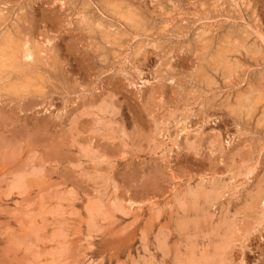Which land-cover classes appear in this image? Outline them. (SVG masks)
I'll return each mask as SVG.
<instances>
[{"label":"rangeland","instance_id":"374dc122","mask_svg":"<svg viewBox=\"0 0 264 264\" xmlns=\"http://www.w3.org/2000/svg\"><path fill=\"white\" fill-rule=\"evenodd\" d=\"M0 33L35 51L0 68V264H264V0H0Z\"/></svg>","mask_w":264,"mask_h":264},{"label":"bare ground","instance_id":"6f19581e","mask_svg":"<svg viewBox=\"0 0 264 264\" xmlns=\"http://www.w3.org/2000/svg\"><path fill=\"white\" fill-rule=\"evenodd\" d=\"M56 2H57V1H56ZM60 3H61V2H60ZM62 3H63V2H62ZM56 4H57V3H56ZM58 4H59V3H58ZM244 5H245V3H244ZM111 7H112V6H111ZM121 8H122V7H121ZM124 8H125V7H124ZM4 9H5V8H4ZM129 9H130V8H129ZM106 10H107V9H106ZM108 10H109V9H108ZM110 10H112V9H110ZM119 10H120V8H119ZM122 10H123V9H122ZM2 11H4V10H2ZM6 11H7V10H6ZM78 13H80V12H78ZM121 13H122V12H121ZM1 14L3 15V12H2ZM102 14H103V12H102ZM106 14H107V12H106ZM118 14H119V13H118ZM4 15H6V14H4ZM80 15H81V14H79V16H80ZM84 15H85V14L83 13V15H81V16H84ZM104 15H105V14H104ZM114 15H115V14H114ZM76 16H77V14H76ZM133 16H134V15H133ZM105 17H106V16H105ZM107 17H108V16H107ZM130 17H131V16H130ZM135 17H136V16H135ZM137 17H138V16H137ZM137 17H136V18H137ZM4 18H5V17H4ZM16 18H17V17H16ZM80 18H81V17H80ZM80 18H79V19H80ZM201 18H202V17H201ZM82 19H83V18H82ZM85 19H86V18H85ZM85 19H84V20H85ZM127 19H128V21H129V20L131 21V19H130L129 17H128ZM202 19H203V18H202ZM207 19H208V18H207ZM18 20H19V19H18ZM86 20H87V19H86ZM86 20H85V21H86ZM1 21H2V19H1ZM5 21H6V20H5ZM87 21H88V20H87ZM91 21H92V20H90V22H91ZM101 21H102V20H101ZM104 21H105V20H104ZM122 21H123V20H122ZM125 21H126V20H125ZM14 22H15V21H14ZM79 22H80V20H79ZM96 22H97V21H96ZM99 22H100V21H99ZM126 22H127V21H126ZM126 22H125V24H126ZM82 23H83V22H82ZM82 23H81V25H82ZM88 23H89V22H88ZM103 23H104V22H103ZM138 23H139V21H138ZM2 24H3V23H2ZM84 24H85V23H84ZM93 24H94V23H92V26H93ZM121 24H122V23H121ZM123 24H124V23H123ZM127 24H129V22H128ZM127 24H126V25H127ZM134 24H136V23H134ZM139 24H140V23H139ZM139 24H138V27L140 26ZM4 25H5V23H4ZM15 25H17V24H15ZM15 25H14V27H15ZM79 25H80V24H79ZM85 25H87V23H86ZM85 25H84V26H85ZM88 25H89V24H88ZM90 25H91V24H90ZM101 25H102V24H101ZM104 25H105V23H104ZM11 26H12V25H11ZM84 26H83V27H84ZM96 26H97V25H96ZM106 26H107V24H106ZM106 26H105V27H106ZM111 26L113 27V25H111ZM127 26H129V25H127ZM132 26H133V25H132ZM132 26H131V28H132ZM166 26H168V25H166ZM16 27H17V26H16ZM86 27H87V26H86ZM133 27H134V26H133ZM9 28H11V27H9ZM9 28H8V29H9ZM87 28H88V27H87ZM87 28H86V29H87ZM99 28H100V27H99ZM101 28H102V26H101ZM106 28L109 29L110 27H106ZM106 28H105V31H106ZM135 28H136V26H135ZM14 29L16 30V28H14ZM133 29H134V28H133ZM140 29H141V28H140ZM142 29H143V28H142ZM89 30H91V29H89ZM93 30H94V29H93ZM102 30H103V28H102ZM109 30H110V29H109ZM113 30H114V29H113ZM137 30H138V28H137ZM17 31H18V30H17ZM107 31H108V30H107ZM245 31H246V28H245ZM1 32H2V31H1ZM8 32H9V30H8ZM97 33H98V32H97ZM105 33H106V32H105ZM110 33H111V32H110ZM0 34H1V33H0ZM3 34H4V33H3ZM14 34H15V33H14ZM112 34H113V33H112ZM231 34H232V33H231ZM244 34H245V33H244ZM10 35H11V31H10ZM12 35H13V34H12ZM203 35H204V34H203ZM6 36H7V35H6ZM15 36H16V35H15ZM15 36H14V37H15ZM132 36H133V35H132ZM197 36H198V34H197ZM199 36H200V35H199ZM215 36H216V35H215ZM229 36H230V35H229ZM3 37H4V36H3ZM14 37H13V38H14ZM19 37H20V36H19ZM105 37H106V36H105ZM114 37H115V36H114ZM114 37H113V38H114ZM15 38H16V37H15ZM113 38H112V39H113ZM1 39H2V37H1ZM19 39H20V38H19ZM19 39H18V41H16L17 43H15V41L13 42L11 39H10V40H5V42H3V47L0 48V68L3 70V69H7V68L10 67V70L8 69L9 73L11 72V69H12V68H17V66L19 67L20 65H23L24 63H26V62H24L23 64H22V63L20 64V62H21L22 59H25V60H27V61H31V62H33V60H35V59H34V57H35L34 52H35V51L33 52V49H34V48L31 50V48H29V46H28L27 43H25V42H23V43H25V44H22V43L19 44V43H18V42H20ZM22 39H23V38H22ZM27 39H28V38H27ZM27 39H26V40H27ZM109 39H111V38L109 37ZM112 39H111V40H112ZM28 41H29V40H28ZM30 41H31V40H30ZM113 41H114V40H113ZM116 41H117V39H116ZM34 42H35V40H34ZM39 42H40V41H39ZM114 42H115V41H114ZM30 43H32V42H30ZM35 43H36V42H35ZM35 43L32 44V45L38 46V45H36ZM115 43H116V42H115ZM44 44H45V43H44ZM109 44H110V43H109ZM112 44H114V43H112ZM0 45H1V44H0ZM32 45H31V46H32ZM1 46H2V45H1ZM47 46H48V45H47ZM128 46H129V45H128ZM228 46H229V44H228ZM256 46H257V45H256ZM256 46H255V47H256ZM32 47H33V46H32ZM38 48H39V47H38ZM136 48H137V47H136ZM241 48H242V47H241ZM256 48H257V47H256ZM242 49H243V48H242ZM35 50H36V49H35ZM39 50H40V49H38V51H39ZM47 50H48V49H47ZM50 50H51V49H50ZM248 50H249V49H248ZM250 50H251V48H250ZM40 51H41V50H40ZM140 51L142 52V50H140ZM253 51H254V53H256V52H255L256 49L253 50ZM257 51L259 52V50H257ZM46 52H47V51H46ZM135 52H136V51H135ZM137 52H138V51H137ZM137 52H136V53H137ZM250 52L253 53L252 51H250ZM42 53H43V51H42ZM47 53H48V52H47ZM49 53H50V52H49ZM221 53H222V51H221ZM221 53H219L220 56L223 55V54L221 55ZM35 54H38V53H37V50H36V53H35ZM140 54H141V53H140ZM168 54H169V53H168ZM170 54H171V53H170ZM234 54H235V53H234ZM237 54H238V53H237ZM246 54H247V53H246ZM256 54H258V53H256ZM259 54H260V53H259ZM40 55H41V52H40ZM45 55H46V54H45ZM47 55H48V54H47ZM37 56H38V55H37ZM43 56H44V55H43ZM49 56H50V55H49ZM168 56L171 57V55H168ZM216 56H217V55H216ZM224 56H225V55H224ZM250 56H251V55H250ZM254 56H255V55H254ZM258 56H259V55H258ZM38 58L40 59V57H38ZM41 58H42V57H41ZM126 58H127V57H126ZM220 58H221V57H220ZM220 58L217 57V60L220 59ZM223 58H225V57L222 56L221 60H222ZM253 58H254V57H253ZM169 59H171V58H169ZM42 60H43V59H42ZM123 60H124V59H123ZM44 61H45V60H44ZM46 62H47V61H46ZM219 62H220V61H219ZM222 62L224 63V60H223ZM237 62H238V61H237ZM216 63H218V61H217ZM223 63H222V64H223ZM233 63H234V61H233ZM238 63H239V62H238ZM26 64H27V63H26ZM32 64H33V63H32ZM34 64H35V63H34ZM218 64H219V63H218ZM222 64H221V65H222ZM225 64H226V63H224V65H225ZM30 65H31V64H30ZM224 65H223V66H224ZM232 65H233V64H232ZM167 66H168V65H167ZM214 66H216V65H214ZM240 66H241V65H240ZM20 67H21V66H20ZM212 67H213V66H211V68H212ZM218 67H219V66H218ZM228 67H229V66H227V68L225 67V69L228 70ZM21 68H22V67H21ZM21 68H20V69H21ZM23 68H24V67H23ZM220 68H221V67H220ZM229 68H230V67H229ZM236 68H237V66H236ZM24 69H25V68H24ZM214 69H215V67H214ZM232 69H233V67H232ZM22 70H23V69H22ZM233 70H234V69H233ZM236 70H238V69H236ZM14 71H15V70H14ZM14 71H12V72H14ZM26 71H28V70H26ZM214 71H215V70H214ZM223 71H224V70H223ZM234 71H235V70H234ZM234 71H232V72H234ZM15 72H17V71H15ZM215 72H216V71H215ZM217 72H218V70H217ZM229 72H230V71H229ZM232 72H230V73H232ZM237 72H238V71H237ZM2 73H4V70L2 71ZM24 73H25V72H24ZM37 73H38V72H37ZM219 73H220V72H219ZM221 73H222V72H221ZM239 73H240V72H239ZM10 74H11V73H10ZM234 74H236V73H234ZM237 74H238V73H237ZM237 74H236V75H237ZM0 75H1V74H0ZM6 75H7V73H6ZM25 75H27V74H25ZM32 75H33V74H32ZM222 75H223V73H222ZM8 76H9V74H8ZM10 76H11V75H10ZM12 76H13V75H12ZM223 76H224V75H223ZM225 76H226V75H225ZM225 76H224V79H225V78L228 79V77H227V76L225 77ZM234 76H235V75H234ZM234 76H233V77H234ZM237 76H239V75H237ZM237 76H236V77H237ZM21 77H22V75H21ZM38 77H39V75H38ZM203 77H204V76H203ZM230 77H231V75H230ZM261 77H262V76H261ZM261 77H260V78H261ZM263 77H264V76H263ZM0 78H1V80H2L3 77H0ZM9 78H10V77H9ZM25 78H26V77H25ZM28 78H29V77H28ZM211 78H212V77H211ZM4 79H5V78H4ZM12 79H13V78H12ZM16 79H18V78H16ZM22 79H23V77H22ZM40 79H41V78H40ZM40 79H38V81H39ZM206 79H207V78H206ZM209 79H210V78H209ZM227 79H226V80H227ZM230 79H231V78H229L228 80H230ZM263 79H264V78H263ZM263 79H262V80H263ZM14 80H15V79H14ZM18 80H19V79H18ZM18 80H17V81H18ZM30 80H31V78H30ZM34 80H35V78H34ZM141 80H142V79H141ZM202 80H203V79H202ZM257 80H258V79H257ZM2 81H3V80H2ZM10 81H12V80H10ZM20 81H21V80H20ZM25 81H26V80H25ZM28 81H29V80H28ZM41 81H42V80H41ZM146 81H148V80H146ZM209 81H210V80H209ZM209 81H208V82H209ZM7 82H8V81H7ZM23 82H24V81H23ZM144 82H145V81H144ZM259 82H260V81H259ZM5 83H6V82H5ZM15 83H16V82H15ZM15 83H14V84H15ZM17 83H18V82H17ZM17 83H16V84H17ZM202 83H203V82H202ZM206 83H207V81L205 82V84H206ZM252 83H253V82H252ZM254 83H255V82H254ZM12 84H13V83H12ZM144 84H145V83H144ZM260 84H261V83H260ZM17 85H18V84H17ZM20 85H21V84H20ZM31 85H32L31 83H28V84L24 85V88H28V87H30ZM206 85H207V84H206ZM250 85H251V83H250ZM250 85H249V86H250ZM15 86H16V85H14V87H15ZM39 86H40V85H39ZM208 86H210V85H208ZM249 86H248V89L250 90L251 87L249 88ZM253 86H254V84H253ZM255 86H256V85H255ZM263 86H264V85H263ZM263 86H262V87H263ZM9 87H10V86H9ZM14 87H13V88H14ZM17 87H18V86H17ZM15 88H16V87H15ZM15 88H14V91H15ZM31 88H32V87H31ZM8 89H9V88H8ZM29 89H30V88H29ZM246 89H247V88H246ZM248 89H247V90H248ZM261 89H262V88H261ZM263 89H264V88H263ZM18 90H19V89H18ZM30 90H33V89H30ZM37 90H38V89H37ZM16 91H17V90H16ZM21 91H22V90H21ZM25 91H26V90H25ZM27 91H28V90H27ZM244 91H246V90H244ZM254 91H256V90H254ZM259 91H260V90H259ZM259 91H257V93H258ZM247 92H248V91H247ZM247 92H246V93H247ZM249 92H250V91H249ZM261 92H262V91H261ZM11 93H12V92H11ZM21 93H22V92H21ZM26 93H27V92H26ZM250 93H251V92H250ZM13 94H15V93H13ZM16 94H17V92H16ZM19 94H20V93H19ZM240 94H241V93H240ZM248 94H249V93H248ZM259 94H261V93H259ZM259 94H258V95H259ZM244 95H245V94H244ZM246 95H247V94H246ZM249 95H251V94H249ZM258 95H257V97H258ZM238 96H239V95H238ZM247 96H248V95H247ZM245 98L247 99V97H245ZM238 99H239V98H238ZM246 99H245V100H246ZM248 99H249V98H248ZM248 99H247V100H248ZM252 100H254V99H252ZM255 100H256V99H255ZM255 100H254V102H256ZM261 100H262V99L260 98L258 102H260ZM248 101H249V100H248ZM238 102H239V100H238ZM241 102H243V100H242ZM244 103H245V101H244ZM244 103H243V104H244ZM247 103H248V102H247ZM240 104H241V103H240ZM240 104H238V106H239ZM255 104H257V103H255ZM241 105H242V104H241ZM249 105H250V104H249ZM249 105H248V106H249ZM261 105H262V104H261ZM261 105H260V106L258 105V106H259V107H262ZM242 106H243V105H242ZM252 106H253V105H252ZM252 106H250V109H251ZM245 107H246V105H245ZM256 107H257V106H256ZM254 108H255V106H254ZM254 108H253V109H254ZM257 108H258V107H257ZM234 109H236V108L234 107ZM258 109H259V108H258ZM258 109H257V110H258ZM236 110H237V109H236ZM240 111H241V110H240ZM237 112H238V111H237ZM257 112H258V111H257ZM238 113H239V112H238ZM242 113H243V112H242ZM253 113H254V112H253ZM255 114H258V113L255 112ZM259 114H261V113H259ZM253 115H254V114H253ZM257 116H258V115H257ZM251 117H252V115H251ZM262 117H263V115L261 116V118H262ZM252 118H253V117H252ZM263 119H264V118H263ZM259 123H260V122H259ZM261 123H262V122H261ZM261 125H262V124H261ZM186 126H187V125H186ZM262 126H263V125H262Z\"/></svg>","mask_w":264,"mask_h":264}]
</instances>
